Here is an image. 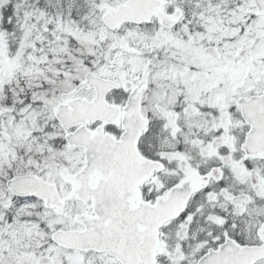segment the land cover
I'll list each match as a JSON object with an SVG mask.
<instances>
[{
    "label": "snow or ice",
    "instance_id": "snow-or-ice-1",
    "mask_svg": "<svg viewBox=\"0 0 264 264\" xmlns=\"http://www.w3.org/2000/svg\"><path fill=\"white\" fill-rule=\"evenodd\" d=\"M0 264H264V0H0Z\"/></svg>",
    "mask_w": 264,
    "mask_h": 264
}]
</instances>
